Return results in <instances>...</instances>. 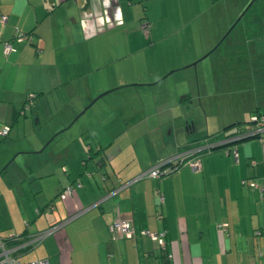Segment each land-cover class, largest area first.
I'll list each match as a JSON object with an SVG mask.
<instances>
[{"label": "crops", "instance_id": "crops-1", "mask_svg": "<svg viewBox=\"0 0 264 264\" xmlns=\"http://www.w3.org/2000/svg\"><path fill=\"white\" fill-rule=\"evenodd\" d=\"M0 14V235L65 220L21 260L160 264L147 229L165 231L168 264L263 262L264 127L196 169L129 181L186 143L255 129L264 0H0ZM173 75L179 91H166ZM120 217L133 236L110 235Z\"/></svg>", "mask_w": 264, "mask_h": 264}, {"label": "built area", "instance_id": "built-area-1", "mask_svg": "<svg viewBox=\"0 0 264 264\" xmlns=\"http://www.w3.org/2000/svg\"><path fill=\"white\" fill-rule=\"evenodd\" d=\"M5 16L0 14V22H4ZM101 19V16H99V20ZM145 24H141V28L145 30ZM17 33V32H16ZM20 34V33H18ZM24 38H28L25 34L23 35ZM9 50H11V45L8 42L3 43V50L2 53H7ZM34 94L29 93L27 94L25 101L22 105L23 109H27L31 103L32 98ZM253 119V122L255 123V129L254 132L259 134L258 132L264 127V113H257L253 114L251 116ZM8 131V126L4 124L0 128V134L6 135ZM259 136L260 141H264L263 136ZM235 137H233L234 139ZM232 139V138H229ZM206 146L209 145V142L205 144ZM200 146H195L191 148H187L185 150H181V153H178L174 157L170 159H165L160 162H157L150 166L145 171L137 174L133 179L129 181L131 183L132 181L139 179L141 177L145 176H153V177H160L166 173H169L170 171L176 169L183 161V156H185L187 153L195 152L199 150ZM184 162H186L191 169H196L199 166V158L198 157H191L187 158ZM243 181V180H242ZM250 185L254 187H258V184L254 181L249 182ZM79 185V181L75 180L74 182H71L67 185H65L61 191L59 192L60 197H65L66 195L70 194L73 186ZM49 207H51V204H48ZM65 221V220H64ZM64 221H57L53 223L52 225L48 226L47 228L35 233L34 235L23 238L17 237L16 235H8L6 237L0 236V264H48V261L46 258H36L31 259L27 261H23L19 258L18 250L29 246L30 244H33L35 241L43 238L44 236L53 233L57 230H59ZM108 231L111 236H127L131 237L134 235V228L128 218L120 217L112 220L110 224H108ZM139 233L149 237L153 242H155V245L158 246L161 250L162 260L160 264H168L169 259L171 258V253L168 250H165L166 242H165V231H154L151 232L147 229H141L139 230ZM253 264H264L263 262L260 263H253Z\"/></svg>", "mask_w": 264, "mask_h": 264}, {"label": "trees", "instance_id": "trees-1", "mask_svg": "<svg viewBox=\"0 0 264 264\" xmlns=\"http://www.w3.org/2000/svg\"><path fill=\"white\" fill-rule=\"evenodd\" d=\"M142 24H145V26H146V23H142ZM146 30H147V28H145V30L143 29V31L145 33H146ZM25 34L29 35V33H25ZM22 110H24V109L22 108ZM257 113H259V112H256L255 114H257ZM238 125L236 124V126H238ZM2 136H4V135H2ZM253 136H257V133L254 132L252 129H245V128L242 129L241 127H235V130L233 132H225V130H222V131H219V132H217V133H215L213 135L203 136V137H201L199 139H196L194 142H191L192 144L186 143L183 146L184 149L195 147V146H200V148H199V150H197L195 152L187 153L185 156H183V161H182V163L180 165L186 164L187 166H189L186 162H184L187 158H191V157H194V156L199 158L200 154L208 152L211 149L213 150V149H216V148L225 147V145L227 143H229V142L240 141V140H244V139H247V138H250V137H253ZM233 137H235V138L233 139ZM229 138H232V139H229ZM208 142H209V145L206 146L205 144L208 143ZM250 181H254L255 183H257L255 180H251V179L247 180V179H243V178L241 179V183H246L247 182V184L249 186L254 187V186L249 184ZM52 224L53 223L49 224L48 226H50ZM50 234H52V233H50ZM13 235H16L17 237H22V239L28 237V236L27 237L23 236V234H13ZM0 236L6 237V236H3V235H0ZM32 245L33 244H30L29 246H32ZM156 247L160 250V248L158 246H156ZM165 250H167L166 246H165ZM160 252H161V250H160Z\"/></svg>", "mask_w": 264, "mask_h": 264}, {"label": "rangeland", "instance_id": "rangeland-1", "mask_svg": "<svg viewBox=\"0 0 264 264\" xmlns=\"http://www.w3.org/2000/svg\"><path fill=\"white\" fill-rule=\"evenodd\" d=\"M206 61V60H205ZM203 62V64H200V68H203L204 70H206L210 65L207 62ZM188 69V68H187ZM188 71H191L190 69ZM177 73H181V70L175 72ZM174 78H169L168 80H166V84H165V89L166 91H173V89H177L174 91H179L180 85L182 83V80L180 78H178V76L173 75ZM178 78V79H177ZM170 85V86H169ZM30 204H27V208L29 207ZM7 206H9V204L7 203ZM43 215V214H41ZM23 261L27 260V259H22Z\"/></svg>", "mask_w": 264, "mask_h": 264}, {"label": "water", "instance_id": "water-1", "mask_svg": "<svg viewBox=\"0 0 264 264\" xmlns=\"http://www.w3.org/2000/svg\"><path fill=\"white\" fill-rule=\"evenodd\" d=\"M250 4V3H249Z\"/></svg>", "mask_w": 264, "mask_h": 264}]
</instances>
